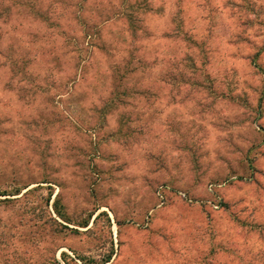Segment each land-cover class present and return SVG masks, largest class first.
Segmentation results:
<instances>
[{"label":"rangeland","instance_id":"rangeland-1","mask_svg":"<svg viewBox=\"0 0 264 264\" xmlns=\"http://www.w3.org/2000/svg\"><path fill=\"white\" fill-rule=\"evenodd\" d=\"M0 264H264V0H0Z\"/></svg>","mask_w":264,"mask_h":264}]
</instances>
